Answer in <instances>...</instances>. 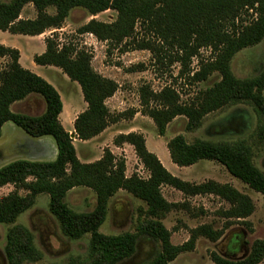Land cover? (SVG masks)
Returning <instances> with one entry per match:
<instances>
[{
	"label": "trees",
	"instance_id": "obj_1",
	"mask_svg": "<svg viewBox=\"0 0 264 264\" xmlns=\"http://www.w3.org/2000/svg\"><path fill=\"white\" fill-rule=\"evenodd\" d=\"M28 4L36 12L34 19L20 18ZM76 8L85 10L90 17L105 11L115 13L111 22L93 18L77 30L78 34H90L107 43L108 52L114 47H120L122 51L147 50L156 66L179 64V75L186 74L191 83L204 82L213 73L219 75V81L185 101L172 86L154 91L148 83H143L138 88V111L152 120L159 136L165 134L167 125L177 117L186 119V131H194L208 114L229 105L246 104L256 116L252 138L264 142V67L247 79L236 78L230 68L236 53L264 39V0H10L0 2V31L40 36L46 31L60 29L70 11ZM48 9H53L54 13H48ZM245 15L250 18L245 19ZM44 44V52L34 55V64L60 69L69 80L78 84L87 105L73 123L78 140L88 141L122 118L133 117L134 110L117 114L109 111L105 101L119 86L94 71L92 57L86 50L71 44L60 45L54 37H46ZM204 48L210 50L212 57L201 62L199 70L190 75L192 59ZM19 57L17 49L0 45V59H7L0 69V136L3 125L10 122L32 139L50 138L56 156L53 160L43 161L16 159L0 167V188L14 187L12 192L0 198V224H14L33 206L39 194H47L49 213L58 222L63 236L78 240L90 234L87 256L70 257L64 264H119L133 256L139 234L160 245L150 260L140 264H169L179 254L191 251L198 237H206L211 242L221 238L222 231L204 224L191 230L187 242L173 245L170 231L162 220L181 204L166 201L161 193L162 186H169L187 197L216 196L229 205L221 212L224 218L249 225L245 219L253 213L254 204L248 195L229 184L213 180L193 184L173 176L147 149L141 134H121L113 143L132 146L149 174L146 179L137 174L126 177L125 159L117 158L108 149L94 162H80L73 140L59 119L63 109L59 93L42 77L23 68ZM144 69L145 66L140 64L126 68V71ZM32 95L44 101L42 114L11 111L12 104ZM166 147L174 165L189 167L201 160L215 161L232 177L264 197V172L255 166L252 145L247 140L210 142L196 139L189 143L178 134L167 141ZM78 187L90 189L95 194L92 211L75 212L66 204L67 193ZM19 190L26 194L19 195ZM120 190L145 203V218L138 225L137 233L104 235L98 231L99 227L106 219L109 200ZM4 255L7 264L35 263L41 259L32 233L21 225L7 230ZM210 259L213 264L264 263V240L252 241L248 253L239 259H228L217 253H211Z\"/></svg>",
	"mask_w": 264,
	"mask_h": 264
},
{
	"label": "rangeland",
	"instance_id": "obj_2",
	"mask_svg": "<svg viewBox=\"0 0 264 264\" xmlns=\"http://www.w3.org/2000/svg\"><path fill=\"white\" fill-rule=\"evenodd\" d=\"M8 1L10 0H0V2ZM47 11L50 14L54 13L53 9H48ZM250 14L252 13L249 12ZM35 16L36 12L31 4L26 5L20 14L22 19H34ZM93 18L101 22H111L115 18V13L113 11H105L95 17H90L81 8L72 9L60 29L46 31L44 34L34 37L12 35L8 32L0 31V45L20 51L23 64H26L28 57L33 62L34 55L44 52V39L46 37L56 38L60 45L71 44L77 49L86 50L92 57L91 65L94 71L117 82L119 91L124 94L125 102L119 105L120 110H123L121 112L134 110L135 108L140 110L138 88L143 83H148L154 91H159L164 86H172L178 92L181 100L185 101L194 97L198 91L211 87L220 79L217 73H213L204 82L191 83L186 74L183 76L179 75V64L175 63L170 67L156 66L151 53L147 50L130 49L122 51L120 47H114L108 52L107 43L98 41L90 34L81 35L77 32L81 26ZM244 18L248 19L250 17L245 15ZM137 33L138 37L141 36L139 26L137 27ZM211 57L209 49L200 50L199 55L191 61L190 75L199 70L201 62L208 61ZM6 63L7 59H4L2 67ZM140 64L145 66L144 70L136 72L126 71V68ZM263 67L264 39L259 44L236 53L230 63L231 71L238 79L251 78ZM43 75L51 80L50 84L60 95L63 105V117L60 122L64 126L63 122H66L67 116L73 110H76L74 112L75 116L83 109L84 100L80 87L77 83L69 80L56 67L43 69ZM26 102L25 105L15 108L20 111H16L17 113L40 115L44 112L45 104L39 96L32 95L28 97ZM112 113L117 114L120 112L114 110ZM129 119L131 120V117L126 116L121 119V122H128ZM150 122L148 124L140 123V126L147 133L146 147L159 160H162L163 167L170 174L193 184L203 183L208 180L229 184L239 192L248 195L254 204L253 213L245 219L249 225H244L241 221L227 220L223 217L221 212L227 210L229 205L216 196L187 197L169 186H162L161 193L166 201L181 204L177 209L166 214L162 220L165 228L170 231V241L173 245L179 246L187 242L190 239L191 230L204 224L211 226L213 230L223 232L221 238L216 242H211L206 237H198L191 251L179 254L169 264H213L210 259L211 253H217L228 259H239L248 253L252 241L256 239L264 240V197L261 194L251 190L246 184L232 177L222 165L215 161L201 160L189 167H178L171 162L166 147L167 141L178 134L183 135L189 143L196 139L210 142L244 139L252 145L255 166L264 172V142H257L251 135L256 126V116L252 108L246 104L226 106L219 111L208 114L203 119L201 126L194 131H186V119L177 117L167 125L163 136L158 135L154 123L152 120ZM10 127L16 131L17 135L24 133L20 128L8 122L2 129V135L6 136ZM67 129L72 130L71 128ZM69 134H72V132ZM5 140L17 141L18 138H5ZM72 140L77 158L82 163L98 160L106 149L105 147L97 148L95 145L80 141L76 136ZM51 142L54 145L52 140ZM30 144H24V141L20 144L10 142L5 146L0 142V167L16 159L30 161L49 160L33 156V145L31 144L30 146ZM101 148H104V150ZM129 153L128 155H131V158H129L131 174H137L139 177L146 179L149 175L148 172L137 157H133L131 151ZM116 157L123 158V155H117ZM137 163L140 166H137ZM13 190L14 187L12 185L1 187L0 198ZM18 193L21 196L26 194L23 190H19ZM48 202L49 197L47 194H39L33 206L22 213L14 224H0V264H7L4 255L6 232L14 225H21L32 233L34 245L41 253L39 261L23 264H64L70 257L85 258L87 256L90 234H86L78 240H71L63 236L58 222L49 213ZM65 202L75 212H90L95 207V194L87 188H74L67 193ZM145 210L146 205L143 201L120 190L109 200L106 219L98 231L104 235H118L125 232L137 233L138 225L145 218ZM159 249V243L146 235L139 234L135 253L131 258L119 264H140L148 261Z\"/></svg>",
	"mask_w": 264,
	"mask_h": 264
},
{
	"label": "crops",
	"instance_id": "obj_3",
	"mask_svg": "<svg viewBox=\"0 0 264 264\" xmlns=\"http://www.w3.org/2000/svg\"><path fill=\"white\" fill-rule=\"evenodd\" d=\"M19 53H20L19 63L23 68L28 69L29 71H31V72L35 73L36 75L42 77L48 83H51V80L48 77H45V75H43V69H53V67L37 66L30 60V57H28L26 64H23L22 54L20 51H19ZM3 61H4V59H0V69L2 68ZM27 100H28V97L26 100H23L21 102H15L14 104H12L10 107L11 111H15V112L18 111L15 108L21 107V105L22 106L25 105V103H27L26 102ZM124 102H125L124 94L121 91H119V89H118L117 92L112 97L108 98L105 101V104H106L107 108L109 109V111L112 113L114 110H116L117 112L123 111V110H120L119 105L123 104ZM86 106H87L86 103L83 102L82 111H84L86 109ZM138 110H139L138 108L134 109L135 114L133 115V117H131V120L129 119L128 122L123 123V122H121L122 120H120L117 123H114V124L110 125L109 127H107L98 136H96V137H94L88 141H83L85 143L95 145L97 148L105 147L106 149L110 150L111 153L115 156L123 155V158L125 159V176L126 177H130L132 175L131 174L132 171L129 168V165H130V163H129L130 159L129 158H131V155H128V154H130L129 151L132 152L133 157H136V155L134 153L132 146H130L126 143H124L122 145H115L113 143V140L118 135L128 134V133L133 132V133L141 134L146 141L147 133L140 126V123L148 124V123H151L150 122L151 120L147 116L141 115V113ZM75 111L76 110H73V112H71L70 115L67 116V118L65 120L66 122H63V125H64L63 127H64L65 131L68 133L72 132V134H74V138L76 135L74 132L73 123H74L75 118L79 114L78 113L77 115L74 116ZM18 112H20V111H18ZM62 117L63 116H62V112H61L59 119L61 120ZM7 123H5L3 125V127L5 125H7ZM3 127H2V129H3ZM67 128H71L72 130H68ZM5 138H18V140L17 141L16 140L6 141ZM47 139L48 138L32 139V138L28 137L25 133L17 135L16 131L11 127L9 130V133L6 136L2 135V130H1V136H0V142H2V144H4L5 146H7V144H9L10 142L20 144L21 142L24 141V144H30L31 143L33 145V147H32L33 156L41 157L43 159L52 160L56 156V149H55L54 145L52 144L51 140L50 139L47 140ZM101 149L104 150V148H101ZM160 162L162 163V160H160ZM137 166H140V164L137 163Z\"/></svg>",
	"mask_w": 264,
	"mask_h": 264
},
{
	"label": "water",
	"instance_id": "obj_4",
	"mask_svg": "<svg viewBox=\"0 0 264 264\" xmlns=\"http://www.w3.org/2000/svg\"><path fill=\"white\" fill-rule=\"evenodd\" d=\"M70 138H71V139L74 138V134H70Z\"/></svg>",
	"mask_w": 264,
	"mask_h": 264
},
{
	"label": "flooded vegetation",
	"instance_id": "obj_5",
	"mask_svg": "<svg viewBox=\"0 0 264 264\" xmlns=\"http://www.w3.org/2000/svg\"><path fill=\"white\" fill-rule=\"evenodd\" d=\"M30 146H31V144H30Z\"/></svg>",
	"mask_w": 264,
	"mask_h": 264
}]
</instances>
